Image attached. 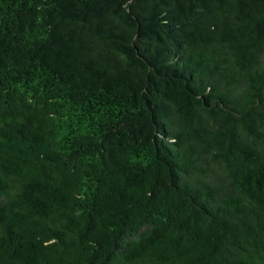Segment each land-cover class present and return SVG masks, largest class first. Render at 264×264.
<instances>
[{
	"label": "trees",
	"instance_id": "trees-1",
	"mask_svg": "<svg viewBox=\"0 0 264 264\" xmlns=\"http://www.w3.org/2000/svg\"><path fill=\"white\" fill-rule=\"evenodd\" d=\"M0 264H264V0H0Z\"/></svg>",
	"mask_w": 264,
	"mask_h": 264
}]
</instances>
